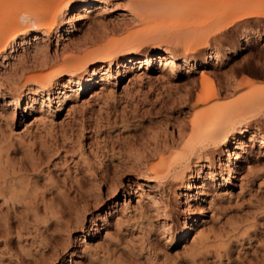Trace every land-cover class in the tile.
<instances>
[{"label":"rangeland","instance_id":"1","mask_svg":"<svg viewBox=\"0 0 264 264\" xmlns=\"http://www.w3.org/2000/svg\"><path fill=\"white\" fill-rule=\"evenodd\" d=\"M8 4L11 13L23 15L32 9V0H8ZM124 4L121 0L120 10L106 21L117 17ZM181 4L172 14H152L148 41L135 50L163 48L164 38L177 42L182 39L193 48L188 53L190 57L203 58L216 46L228 49L234 44L243 45L245 33L256 37L253 48L219 69L200 68L190 79L166 82L157 79L161 75L159 69L152 73L151 79H135L129 73L116 85H107V90L101 91L97 85L73 107L57 116L46 114L42 120H35L37 112L29 115L21 109L11 115L8 93L19 91L24 81L21 77L7 81L3 75H8L9 69L0 60V264H61L65 259L66 264H264V156L259 157L255 166L259 174L253 182L242 183L240 177L230 190L212 188L206 201L195 203L189 214L176 200L181 187L170 196L174 202L171 219L161 209L158 214L146 212L145 201L141 210L137 201L146 196L131 197L130 204L125 206L135 187L133 184L128 188L132 180L142 183L146 194L163 200L161 192L149 188L155 183L144 177L139 179L145 170H141L143 167L136 159V148L153 142V135L170 134L175 126L189 119L201 90V71L219 73L220 77L210 74L208 83L224 86L231 82L232 88L224 97L229 101H242L251 95L246 81L264 89V16L243 19L238 25L220 19L223 10L229 7L243 10L242 13L255 9L264 13L263 0H182ZM94 18L101 44L123 39L129 31L142 28L134 24L107 30L100 26L105 20ZM88 24L85 21L81 25L76 39L85 36ZM56 42L54 34L53 51ZM18 49L21 53V48ZM174 51L183 56L185 45L178 43ZM189 80L197 86L191 100L186 97ZM169 86L172 90L167 94ZM220 156L221 150L215 155L216 168ZM83 161L92 164L101 186L96 187L85 176ZM242 166L247 169L246 163ZM204 169L208 170L206 166ZM104 172L109 174L108 183L101 180ZM115 179L119 180L120 196L113 191ZM79 182L88 191L85 190L88 194L83 199L87 203L77 204L81 217L76 215L78 220L76 216L70 217L73 221L67 228L52 224L55 220L50 217L52 209L66 199L72 200L73 187ZM124 191L126 194L122 196ZM114 206L117 211L107 225L104 212ZM199 212L204 216L196 222L194 234L185 243L169 246L163 226L170 223L171 231L183 230L190 213ZM83 228L90 234L74 247L75 236ZM73 252L76 255L72 257Z\"/></svg>","mask_w":264,"mask_h":264},{"label":"bare ground","instance_id":"2","mask_svg":"<svg viewBox=\"0 0 264 264\" xmlns=\"http://www.w3.org/2000/svg\"><path fill=\"white\" fill-rule=\"evenodd\" d=\"M120 1L32 0V9L21 15L18 12L11 13L8 0H0V60L9 69V74L3 76L6 80L12 79L11 82L16 81L17 77L24 81L19 91L8 93L12 116L20 109L29 115L37 112L35 120H42L44 115L50 113L57 116L67 107H73L83 95L93 92L97 85L101 91L107 90V85H116L129 73L135 79H151L152 73L159 69L161 75L157 79L167 80L166 82L171 79H190L200 68L219 69L233 63L244 51L252 49L255 43L256 37L252 33H245L243 45L234 44L228 49L216 46L203 58L190 57L188 53L193 48L182 39L177 42L161 38L163 48L138 51L135 48L148 41L146 36L152 14H172L180 8L182 0H124L123 11L111 21H106L120 10ZM232 8L223 10L221 21L238 25L243 19L264 16L259 9L242 13L243 10ZM94 16L105 20L100 26L107 30H120L134 24H139L142 28L129 31L123 39H111L101 44ZM85 21H89V28L82 39H76L75 36ZM54 34H57V42L53 51L51 46ZM178 43L185 45L183 56L174 51ZM18 48H21V53ZM210 74L220 77L216 71H201V90L197 93L189 119L175 126L170 134L161 135L163 137L153 135V142L136 148V159L143 167L141 170H145L141 171L139 179L144 177L155 183L150 184L149 188L153 192H161L163 200L146 194L144 185L132 180L128 188L133 184L135 187L129 193L126 207L130 204L131 197L146 196L137 201L139 206L145 201L146 212L151 210L150 213L158 214L161 209L162 214L171 219L174 202L170 196L178 187L183 189L176 193V200L183 206V211L189 214L195 203L206 201L212 188L230 190L240 177L242 183L248 184L258 176L255 166L259 157L264 156V89H258L252 82L246 81L244 84L248 83L251 87V95L245 100L230 102L224 97L229 88H232L231 82L228 81L229 84L224 86L220 81L218 86L208 83ZM189 81L187 100L194 97V88L197 87L196 82ZM168 89L167 94H170L172 87L169 86ZM165 100L161 101L165 103ZM52 121L53 118L51 123ZM220 150L219 167L216 168L215 155ZM242 163L247 164L246 170ZM83 164L86 168L85 176H89L96 187L101 186L92 164L89 161H83ZM205 166L208 170L204 169ZM101 180L108 183L109 174L106 172ZM113 181V191L117 192L116 196H120L119 180ZM73 188V199H66L64 204H58L52 209L50 217H55L52 224L66 227L73 216H80L77 204L86 200L87 190L82 182ZM125 194L126 191L121 195ZM143 208L141 205V210ZM116 211L115 206L105 210L104 220L107 225ZM203 216V212L197 215L190 213L185 229H177L175 232L171 231V224L166 223L163 230L168 234L169 246L185 243L194 234L196 222ZM94 230L97 232L99 228ZM89 234V230L83 228L82 233L75 236L74 247L84 242ZM74 255L75 252L71 254L72 257ZM70 261L73 262V259ZM66 263L65 259L61 264Z\"/></svg>","mask_w":264,"mask_h":264}]
</instances>
